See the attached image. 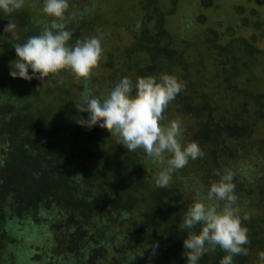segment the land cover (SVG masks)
<instances>
[{"label": "trees", "instance_id": "trees-1", "mask_svg": "<svg viewBox=\"0 0 264 264\" xmlns=\"http://www.w3.org/2000/svg\"><path fill=\"white\" fill-rule=\"evenodd\" d=\"M201 1L203 7L215 5ZM37 2L26 0L11 16L0 11L20 36H0V264H187L182 253L189 230L179 228L193 196L187 183L178 182L181 174H173L168 188H157L160 168L143 150L129 152L107 129L77 123L88 118L74 106L86 86L93 97H102L103 88L111 91L124 77L169 74L183 82L165 113L194 120V129H183L184 141L193 137L204 153L189 160L183 178L199 177L207 191L219 179L217 170L231 169L238 203L256 198L264 206V48L258 44L264 16L254 6L234 5L237 25L229 16L219 19V27L202 33V47L180 36L182 26L171 33L165 24L173 9H152L154 0L130 1L126 14L115 12L111 19L100 12L81 14L68 25L69 46L83 33L91 37L89 32L106 28L112 39L119 32L117 42L115 37L102 43L106 73L77 81L61 71L42 85L10 75L18 58L12 43L38 35L46 18L32 7ZM109 21L120 25L106 27ZM127 22L130 31L123 28ZM243 27L252 33L239 34ZM249 215L248 254L234 257V264H264L258 255L264 251V214ZM155 242L153 255L148 246ZM224 255L217 248L199 264H220Z\"/></svg>", "mask_w": 264, "mask_h": 264}, {"label": "clouds", "instance_id": "clouds-1", "mask_svg": "<svg viewBox=\"0 0 264 264\" xmlns=\"http://www.w3.org/2000/svg\"><path fill=\"white\" fill-rule=\"evenodd\" d=\"M25 3L26 0H0V11L11 16ZM69 8V0H43L39 11L46 18L39 21V34L29 36L23 43H12L18 57L11 62L13 78L28 81L36 78L44 84L49 76H58L61 71L71 72L77 81L92 78L103 56L102 42L99 37L92 36L78 39L74 46H69L72 32L68 25L76 18L69 13ZM3 31L10 33L12 40L19 41L17 25L11 19ZM184 88L183 82L169 74L158 79L124 77L104 97H93L86 86L82 99L74 106L81 113L87 112L88 118L81 117L77 123L88 129L96 125L107 129L129 152L143 150L152 164L160 168L154 175L155 186L168 188L173 174L184 169L189 160L204 155L197 142H184V130L179 121L166 122L169 104ZM214 175L219 179L212 181L207 191L203 182H198L194 200L181 217L179 230H189L182 253L187 264H199L206 253L215 252L217 248L226 253L220 264H234V257L248 254L246 245L250 240L244 222L251 217L238 203L236 173L226 168L223 173L217 170ZM148 247H152L155 255L158 242ZM258 255L264 262V251ZM135 258L132 256L130 260Z\"/></svg>", "mask_w": 264, "mask_h": 264}, {"label": "rangeland", "instance_id": "rangeland-1", "mask_svg": "<svg viewBox=\"0 0 264 264\" xmlns=\"http://www.w3.org/2000/svg\"><path fill=\"white\" fill-rule=\"evenodd\" d=\"M31 1V0H30ZM130 1L138 2L139 0H69L70 8L69 13L74 15L76 19H78L81 14H85L87 16L94 15L95 13L100 12L105 15V17H109L111 19V16H115V12H120V14H126L124 10H127L130 8ZM215 5H211L210 7H203L201 0H175L176 6H174V2L172 0H154L153 5H149L152 9L155 7L160 6L161 9L165 10H171L173 9L172 13L171 11L168 12V17L166 18V24L165 26L169 29V31L173 34L180 33L182 37H185L187 39H192L196 45L199 47H202L203 43H201L203 34L205 32V29L207 30L208 26H216L219 27V19H222L223 17H227L228 22H232L235 26L237 25V22L240 21L239 15L234 10V5L240 4L245 6L247 9L251 6H254L256 10L259 12V15L264 16V0H214ZM159 2L161 3L159 5ZM208 2V0H207ZM136 3V4H138ZM36 4V7L42 8L43 6V0H38ZM29 5V4H28ZM132 5V4H131ZM139 7V5H138ZM244 7V8H245ZM245 10L247 11V9ZM139 9L137 8L136 12L139 13ZM128 15V14H127ZM245 15H249L248 11ZM84 17V15H82ZM86 17V16H85ZM109 19V20H110ZM108 22V26H112L114 28V24L120 25V22L115 21L114 23ZM128 24L124 26L123 28L127 29L126 31H130V25H132L131 22H127ZM8 22L6 21L5 17L0 16V36L7 34L3 31L5 25H7ZM182 26V27H181ZM84 27V25H82ZM183 28L185 31L184 33L178 32V30H181ZM104 28L102 32L100 33H91L92 36H97L101 39L102 43L109 44L111 40H113L116 37V42L119 40L118 34L119 32H115L114 38L110 30H105ZM110 29V28H108ZM124 29V32H126ZM121 30V29H118ZM83 31H86L85 29ZM239 34H242L244 36H249L253 28L252 27H246V28H239L238 30ZM178 32V33H177ZM82 33V32H81ZM127 33V32H126ZM107 34H110V36H106ZM86 34L83 33L82 37L85 38ZM114 42V43H116ZM112 43V42H111ZM258 44L261 48H264V26L262 27V30H260V35L258 36ZM105 60V57L102 56L101 61L99 62V65L97 68L94 69V72L96 74H104L106 73V69L103 67V62ZM71 80V84L69 85V89L72 91L75 89V83L71 76H68ZM20 79V78H19ZM42 85L43 82H41ZM26 89H30L29 85L25 86ZM254 88H256L254 86ZM110 90L107 88H103L101 92V96H107ZM166 121L171 120H177L180 122L182 129L185 130H191L195 128L194 126V120L191 118H184L179 113L170 115L169 113H165ZM193 133V132H192ZM192 141H194V138L192 137ZM185 142V141H184ZM232 163V162H231ZM234 163V162H233ZM232 163V164H233ZM236 165H239V162H235ZM176 175L181 174L179 177L180 179H177L180 184L187 183L190 188L192 189L191 195L193 196V200L195 197L194 188L198 186L199 177L198 179L194 178V175L188 174L186 178H183V175L181 173V170L175 173ZM240 205L244 210H246L249 214L252 215H263L264 214V206L258 202V199H250L249 202L246 200L240 202Z\"/></svg>", "mask_w": 264, "mask_h": 264}]
</instances>
